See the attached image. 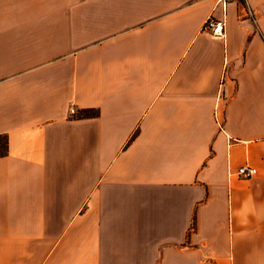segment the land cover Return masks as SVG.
<instances>
[{
    "label": "crops",
    "instance_id": "crops-1",
    "mask_svg": "<svg viewBox=\"0 0 264 264\" xmlns=\"http://www.w3.org/2000/svg\"><path fill=\"white\" fill-rule=\"evenodd\" d=\"M0 136V264H264V0H0Z\"/></svg>",
    "mask_w": 264,
    "mask_h": 264
},
{
    "label": "built area",
    "instance_id": "built-area-1",
    "mask_svg": "<svg viewBox=\"0 0 264 264\" xmlns=\"http://www.w3.org/2000/svg\"><path fill=\"white\" fill-rule=\"evenodd\" d=\"M215 1L218 4H222L223 6H226L227 4L235 0H215ZM204 28L218 38H225L226 36V20L224 18L221 20H217L214 17L210 16L207 19ZM70 113L75 114L76 113L75 108H71ZM256 173L257 170L249 165L242 166L237 170V174L241 178H251Z\"/></svg>",
    "mask_w": 264,
    "mask_h": 264
},
{
    "label": "trees",
    "instance_id": "trees-1",
    "mask_svg": "<svg viewBox=\"0 0 264 264\" xmlns=\"http://www.w3.org/2000/svg\"><path fill=\"white\" fill-rule=\"evenodd\" d=\"M8 142L5 136H0V157L7 153Z\"/></svg>",
    "mask_w": 264,
    "mask_h": 264
}]
</instances>
